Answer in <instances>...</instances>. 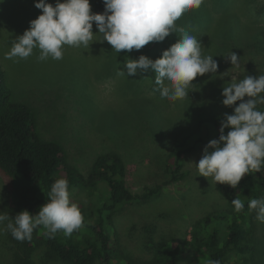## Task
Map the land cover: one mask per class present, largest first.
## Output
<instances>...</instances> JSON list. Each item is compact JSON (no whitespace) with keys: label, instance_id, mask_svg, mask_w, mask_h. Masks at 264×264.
<instances>
[{"label":"rangeland","instance_id":"obj_1","mask_svg":"<svg viewBox=\"0 0 264 264\" xmlns=\"http://www.w3.org/2000/svg\"><path fill=\"white\" fill-rule=\"evenodd\" d=\"M48 2L55 5L56 0ZM35 3L36 0H0V66L12 100L33 108L40 136L63 145L66 161L84 177L90 175L98 156L114 151L127 165V186L132 192L164 184L159 197L147 203L128 204L114 215L122 258H127L125 264L150 261L155 243L169 239L190 241L193 224L224 209L227 198L220 193L219 183L198 173L195 164L202 158L204 148L187 156V176L180 182L167 184L166 162L176 139L195 128L203 117L234 114L233 106L222 103L226 83L232 78L239 82L247 75L264 74L259 35L264 31V0H202L198 9L187 11L176 22L178 28L200 41L202 55H212L217 41L224 50L218 54L217 73L206 83L193 81L187 90L189 95L175 101L161 98L154 73L127 76L125 61L138 59V51L118 53L107 41L101 42L102 36L95 34V22L89 47L66 45L60 60L49 57L41 61L39 49H34L27 59H6L12 42L42 14ZM90 3L94 13V0ZM228 20L232 21L233 38L241 45L238 48L228 45L224 38L213 39L215 23ZM246 30L257 33L251 36ZM181 35L170 34L168 48ZM231 51L239 57L237 66L224 57ZM120 70L125 74L118 75ZM17 187L0 169V212L13 218L19 213L15 205ZM100 197V188L92 193L75 189L71 199L91 220L90 211ZM7 222L0 225L5 228L0 232V264L10 260L14 247L8 238ZM258 227L264 243V223L259 222ZM42 255V251L37 253V264H64L56 260L44 262ZM123 259L117 264H124ZM180 264L201 262L192 254Z\"/></svg>","mask_w":264,"mask_h":264},{"label":"trees","instance_id":"obj_2","mask_svg":"<svg viewBox=\"0 0 264 264\" xmlns=\"http://www.w3.org/2000/svg\"><path fill=\"white\" fill-rule=\"evenodd\" d=\"M104 11V0H94V13ZM231 23V20L217 21L213 39L222 41L224 38L229 41L228 45L232 43L233 47L238 48L241 45L233 38ZM246 31L251 36L257 33ZM259 35L264 50V31ZM168 46L169 37H166L163 42H150L137 55L143 54L155 60L162 56ZM222 47L217 41L211 52L216 61L219 60L218 54L224 50ZM212 76V73L197 76L194 81L206 83ZM239 103L237 101L233 107ZM257 108L264 112V104L257 105ZM223 118L222 114L205 116L195 128L183 132L176 139L166 162L165 171L169 176L167 184L186 178L184 164L187 156L204 148L212 139H219ZM230 130L225 129V134ZM66 160L63 145L47 141L38 133L33 108L12 100L0 66V169L18 184L15 203L18 212L28 210L33 215L37 214L41 206L47 203L52 184L61 177L68 180L70 199L75 189L92 193L100 188L103 196L98 198L96 206L90 211L91 220L87 212L71 199L79 206L84 220L82 227L71 236L59 231L52 237L41 227L34 230L31 241L21 242L9 232L8 238L14 247L6 264H37L36 255L41 251L44 262L56 260L64 264H117L123 259V251L114 225V215L128 204L147 203L162 194L164 184L145 188L140 193L132 192L127 186V165L114 151L98 156L88 177H84ZM218 189L227 198L226 207L197 220L193 224L190 241L169 239L154 245L152 243L153 258L144 264H180L192 254L201 264H210L215 260L221 264H264V243L260 239L259 221L256 212L249 209L251 199L264 198V166L260 172L246 174L237 188L218 184ZM237 196L244 205L240 212H236L231 203ZM123 263H127V258L123 259Z\"/></svg>","mask_w":264,"mask_h":264},{"label":"clouds","instance_id":"obj_3","mask_svg":"<svg viewBox=\"0 0 264 264\" xmlns=\"http://www.w3.org/2000/svg\"><path fill=\"white\" fill-rule=\"evenodd\" d=\"M202 0H104L105 11L93 13L90 0H36L35 7L42 10L30 27L18 36L5 54L6 59H27L34 49L40 50L41 61L51 57L63 58L64 46L89 47L93 41V22L102 36L116 52L139 51L150 42H163L172 33H182L178 42L164 50L155 60L146 55L126 59L127 76L154 73L161 98L170 101L189 95L188 88L197 76L216 74L218 62L213 56L202 55L200 41L178 28L176 22L189 10L198 9ZM233 66L239 63L238 55L231 51L224 56ZM120 70L118 75H124ZM264 74L235 78L222 88V103L233 106L234 114L224 113L219 139H212L203 149L202 158L195 164L199 175L211 177L215 183L237 188L242 178L252 171L260 172L264 166V112L257 105L264 104ZM245 97H248L245 100ZM225 129H231L225 134ZM48 200L35 215L23 210L9 217L0 212V225L10 231L18 241H31L34 230L43 228L54 237L59 231L71 236L83 225L79 206L72 202L69 183L58 178L51 186ZM236 212L244 205L237 196L231 201ZM249 209L256 212L257 221L264 223V198L250 200ZM5 228L0 227V232ZM210 264H221L219 260Z\"/></svg>","mask_w":264,"mask_h":264}]
</instances>
